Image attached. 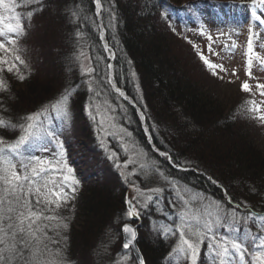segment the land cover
I'll list each match as a JSON object with an SVG mask.
<instances>
[{
    "label": "trees",
    "instance_id": "1",
    "mask_svg": "<svg viewBox=\"0 0 264 264\" xmlns=\"http://www.w3.org/2000/svg\"><path fill=\"white\" fill-rule=\"evenodd\" d=\"M220 1L222 5L229 2ZM207 2L187 0L182 6L175 0H100L97 15L95 0H42V11L26 23V35L10 44L15 55L13 61L7 58L1 64L0 80L7 90L0 88V120L22 123L57 93L72 89L71 107L81 122L90 120L89 109L95 101L100 107L107 101L117 121L131 133L123 134V139L108 136L107 145L118 158L102 156L105 168H94L82 178L75 198L50 212L56 217L53 226L68 225L51 231L53 239L60 241L56 246L64 264H138L132 250L123 248L122 226L130 220L126 215L130 185L149 195L151 189H165L158 207L146 196L136 195L141 211L138 243L146 264H189L182 255L172 256L178 234L164 232L175 227L177 210L172 204L179 206V202L170 184L152 173L145 176L141 165L146 163L159 165L161 172L179 181L181 189L191 187L241 216L248 209L264 216V146L251 125L248 99H224L214 83L204 78L201 64L182 47L179 26L195 25ZM227 23L226 19L222 25ZM101 32L106 41L100 39ZM105 44L115 58L109 59ZM17 55L23 64L15 59ZM13 65V71H7ZM81 67L95 71L82 75ZM111 71L128 100L104 89ZM90 80L102 81L99 88L92 85L100 92L94 99L88 91ZM0 134L18 133L5 126ZM148 134H154L151 142ZM123 141L148 153L132 170L128 166L126 175V169L118 167L127 156ZM157 148L168 152L172 162L159 156ZM146 202L144 211L140 206ZM247 226L254 233L264 232V225L248 221ZM208 243L202 245L198 264H212Z\"/></svg>",
    "mask_w": 264,
    "mask_h": 264
},
{
    "label": "snow or ice",
    "instance_id": "2",
    "mask_svg": "<svg viewBox=\"0 0 264 264\" xmlns=\"http://www.w3.org/2000/svg\"><path fill=\"white\" fill-rule=\"evenodd\" d=\"M252 2L253 4L257 2L264 4V0H252ZM33 5H40V7L26 13L18 11L20 8H30ZM0 7L14 13L8 17L0 15V50L8 51L6 42L17 44L18 39L26 35V23L31 21L36 12L42 11V0H0ZM95 7L98 15L100 0H95ZM256 19L259 20V17ZM261 23L264 24V21ZM111 26L109 24V27ZM10 36L14 38L10 39ZM100 39H104L103 32L100 34ZM104 48L109 53V59L115 58V54L107 44ZM248 48L251 53V41H249ZM201 58L210 68L217 67L207 57L202 56ZM15 59L21 64L24 63L18 55ZM0 63L7 62L0 60ZM249 64H251V59H249ZM14 67L15 65L8 67L7 71L12 72ZM107 68L111 70L112 65H107ZM94 71L92 67H81L82 75H90ZM19 78L23 80L25 77L21 75ZM94 83L99 88L102 81H88V91L93 93V99L100 95V92L92 87ZM257 87L264 89V85H257ZM0 88L7 90V85L3 80H0ZM109 88L125 100L129 99L125 92L116 86L110 73L107 82L104 83V89ZM242 89L250 91V85L244 82ZM72 95V89H65L60 98L46 110L44 116L54 114L67 124ZM105 105L107 118L99 119L100 129L108 135H117L109 131V129H115L117 125L113 123L115 117L107 115L108 111H111V106L107 105V101ZM93 111L100 112L98 103H94L89 109L90 117L96 120L97 117L92 115ZM260 119L264 120V115ZM5 126L13 131L18 130L21 134L12 143H7L0 138V264H63L60 249L58 248L56 253H53L49 247L50 243L58 244L60 241L53 240L49 232L55 231L56 228L67 229L68 225L57 223L53 226L51 222L56 217L48 213L53 208H60L62 204L66 205L73 200L79 185V181L74 177V170L66 164L63 144L58 140L59 135L63 134V129L58 132L55 128H51L45 123V118L41 113L29 114L19 124L0 120V127ZM145 132L147 134V128ZM123 134L131 136V133H127V130L121 126L119 129L121 139H123ZM152 135L154 134H148L150 142ZM45 139L47 143H42ZM54 141L57 142L55 146L60 148V153L50 152L48 144ZM33 149L50 153L53 159L35 154ZM155 151L159 156L172 162V156L168 152L159 151L158 148ZM115 155L114 152L113 156ZM141 155L147 156L148 153L142 152ZM175 166L179 167L180 162L177 161ZM141 171L145 176L152 173L170 184L172 194L179 202V206L176 202L172 204L173 209L177 210V216L173 221L175 227H167L164 230L165 235L178 234V243L173 249L174 253L182 255L189 264H198L202 245L210 241L207 246L210 249L212 264H264V232L254 233L247 226L248 221L264 225V216L251 209L241 216L236 210L226 207L221 202L208 201L204 194L191 187L185 186L181 189L177 186L179 181L166 176L156 163L142 164ZM53 173L59 174L58 179L50 175ZM66 188L68 191H65ZM164 191L165 189L161 188L151 189V195H149L136 189L137 196H146L147 201L151 202L153 207H158L157 202ZM228 203L232 204V201L229 199ZM127 204V217L139 219L141 211L131 200L127 201ZM140 208L147 211L148 203L142 204ZM122 231L126 234L123 248L129 249L136 240V230L131 225L124 224ZM56 235L59 237V232H56ZM62 239L66 241L67 238ZM247 248H252V251H247ZM53 255L59 256L60 259L50 260L49 258ZM138 259L140 264H144L141 257Z\"/></svg>",
    "mask_w": 264,
    "mask_h": 264
},
{
    "label": "rangeland",
    "instance_id": "3",
    "mask_svg": "<svg viewBox=\"0 0 264 264\" xmlns=\"http://www.w3.org/2000/svg\"><path fill=\"white\" fill-rule=\"evenodd\" d=\"M175 1L183 6L185 4L184 2L187 0ZM208 1H210L207 2L208 7L201 9V15H198L195 25L179 26L180 31L183 32L182 47L197 61V63L201 64L204 78L210 83H214L216 91L222 93L224 99H227V101L233 100L243 102H246V98L248 99L249 104L247 105L251 125L256 131V138L260 144L264 146V120L260 119V117L264 115V89L257 87V85H264V24L261 23V21H264V4L259 2L253 4L252 0H229L228 3L223 5L222 3L224 1ZM0 15L8 17L12 15V13L0 7ZM257 17H259V20L256 19ZM226 19L229 20V23L222 25V22ZM9 38L11 39L14 37L10 36ZM103 40L106 41L105 38ZM249 41H251L252 44L251 53H249L248 48ZM9 45L7 46L6 42V47L9 49L8 51L0 50V60L5 61L7 58L12 61L14 60V45H10V47ZM202 56L207 57L208 60L217 67L215 69L210 68L201 58ZM249 59H251V64H249ZM1 64L2 63H0V69L2 70H0V78L4 70ZM110 75H113L112 71ZM244 82L250 85V91H244L242 89ZM62 92L57 93L44 107L34 113H41L42 117L45 118V123L51 128H55L58 132L63 129V134L59 135L58 140L63 144L67 166L74 170V177L79 181V185L77 186V190H79L81 186H83V177L92 174L94 168H105L106 164L101 161L102 156L109 154V156L112 155L114 159L118 158V156L113 157L114 152L107 145L108 142H106L110 135H108L107 132L101 131L98 122L101 118H107L105 116L106 106L100 107L99 113L93 111L92 115L96 116L97 119L93 120L90 117L92 121L87 120V124L78 119L72 107L68 117L69 122L67 124H65L59 116H54V114L46 117L44 116L46 110L50 108L52 103L60 98ZM94 103H97V101ZM107 115L115 117L112 110L108 111ZM113 123H115L117 127L115 129H109V131L117 133V135L114 136L119 139L121 124L117 121L116 117ZM105 127H107V125H105ZM89 131L92 133L89 134ZM16 133L18 134L8 137L0 134V138H3L7 143H12L21 134L18 130ZM102 142L104 147L102 146ZM42 143H47V140H43ZM56 143L57 142L54 141L48 144L51 153H60V148L55 146ZM123 143L124 148L127 149V156L123 161H119L118 165L121 170L126 169L124 173V175H126L127 171L135 168L143 159V155H141L142 152L137 150V148L129 146L127 142L123 141ZM98 150L105 154L103 153V155H101L97 152ZM33 151L35 154L53 159L50 153L40 152L37 149H33ZM128 166H130V169L127 170ZM50 175L57 179L59 176V174L56 173ZM136 189V186L130 185L127 190L126 199L128 195L133 197V201L137 207ZM65 191H68V189L66 188ZM208 201L213 200L208 199ZM137 209L139 210L138 207ZM48 215H51V213H48ZM137 223L140 226V220ZM49 236H51L52 239L54 238L51 231L49 232ZM49 247L53 253H56L58 249L56 243H50ZM247 251L250 252V248H247ZM175 255L176 253L172 252V256L175 257ZM49 259L59 260L60 257L53 255ZM64 262L63 260V264Z\"/></svg>",
    "mask_w": 264,
    "mask_h": 264
},
{
    "label": "water",
    "instance_id": "4",
    "mask_svg": "<svg viewBox=\"0 0 264 264\" xmlns=\"http://www.w3.org/2000/svg\"><path fill=\"white\" fill-rule=\"evenodd\" d=\"M111 78L114 80L113 75L111 76ZM130 103L134 104L132 101H130ZM129 200H131L133 202V204L135 205V202L133 201V197H131L130 195L127 196L126 204H127V201H129ZM127 208H128V204H127ZM139 220H140V218L139 219L131 218L130 221H127L125 224L131 225L136 230V240L134 241V245L130 246V249L132 250L133 255L135 256L137 263L140 264L138 257H141L144 261V264H146L144 254H143V252L139 246V243H138L139 224L137 222ZM122 228H123V226H122ZM122 233H123V244H124L126 242V234L123 231H122Z\"/></svg>",
    "mask_w": 264,
    "mask_h": 264
}]
</instances>
